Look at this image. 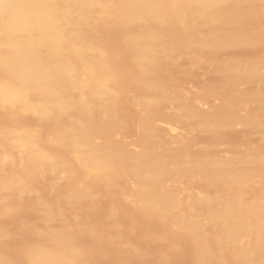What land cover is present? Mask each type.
<instances>
[{
  "label": "bare ground",
  "instance_id": "6f19581e",
  "mask_svg": "<svg viewBox=\"0 0 264 264\" xmlns=\"http://www.w3.org/2000/svg\"><path fill=\"white\" fill-rule=\"evenodd\" d=\"M262 49L264 0H0V264L13 261L2 242L23 234L37 239L22 254L12 245L23 264H85L91 245L78 233L144 257L145 245L119 236L123 204L185 237L196 264H264ZM204 66L218 89L212 76L197 96L177 89ZM201 96L218 100L206 108ZM168 104L181 131L157 121ZM49 185L66 189H47L52 200ZM108 188L124 200L109 202L119 210L101 232L87 212ZM27 209L34 222L3 225ZM152 233L140 243H163L166 233ZM173 238L166 247L182 251ZM157 252L153 262L165 264Z\"/></svg>",
  "mask_w": 264,
  "mask_h": 264
},
{
  "label": "rangeland",
  "instance_id": "374dc122",
  "mask_svg": "<svg viewBox=\"0 0 264 264\" xmlns=\"http://www.w3.org/2000/svg\"><path fill=\"white\" fill-rule=\"evenodd\" d=\"M263 50V49H262ZM262 50H260L261 51V53H263L264 54V50L262 51ZM247 52V51H246ZM248 53H249V55L250 54H252V52H250V51H248ZM216 54V53H215ZM247 54V53H246ZM217 55V54H216ZM213 56H215L214 55V53H213ZM221 56H226L225 54L224 55H221ZM180 61L182 60V58L180 57V59H179ZM179 60H177V62H180ZM184 60V59H183ZM183 60H182V62H183ZM184 63V62H183ZM206 68V69H205ZM201 70V71H200ZM205 70H206V72H205ZM210 70V68L209 69H207V67H201L200 69H199V71H198V69H197V72L200 74H198L197 76L196 75H190V76H186L188 79L186 80V77L183 75L182 77H183V81L181 82V84L183 85V86H181L182 88L180 89L179 87V85H180V83H179V81H181V79H179V77H178V81L175 83L174 82V84H176V86H177V89L178 90H184V89H187L188 90V92L186 91V90H184V91H186L187 92V94L189 93V95L191 96V92L193 93V94H195L196 95V92H198L199 90H200V88H202V86L204 87L206 84H209V83H212V81L211 82H209V83H206V81H209V80H207L206 78H207V76H208V78H209V76L211 77V78H213V77H216V76H214V74L213 73H211L212 71H210V73H208L207 71H209ZM206 73V74H205ZM194 74H197L196 72L194 73ZM195 78V80H194V78ZM181 77V78H182ZM196 77H198V78H196ZM205 78V79H204ZM201 79V80H200ZM216 79H217V77L216 78H213V82L214 83H217V82H220L221 80L218 78L217 80H220V81H217V82H215L216 81ZM211 80V79H210ZM186 81H187V83H186ZM199 81H201L200 83H198ZM178 83H179V85H178ZM204 83H205V85H204ZM214 83H212V85H210V87L212 88V86L213 85H216V86H213V87H216L217 89H218V87H219V85H218V83L217 84H214ZM195 84V85H194ZM220 84V83H219ZM202 85V86H201ZM218 85V86H217ZM176 86H174L173 88L175 89V90H177L176 89ZM179 86V87H178ZM201 86V87H200ZM245 86V85H244ZM216 88H214L213 90H216ZM243 89L244 88H246V86L245 87H242ZM197 89V90H196ZM194 91H195V93H194ZM192 94V96H195V95H193ZM197 96V95H196ZM195 96V97H196ZM201 97H203L202 99H201ZM200 98L198 97V98H196L197 100H202L201 102L203 103V104H205L204 102H206V104L204 105V106H206V108H208L209 107V105L210 106H212L211 104L214 102L215 103V101L217 102V98H216V100H215V97L213 98V97H211V98H205L204 99V96H201ZM209 101H208V100ZM210 99H214L213 101L212 100H210ZM200 102V103H201ZM208 102V103H207ZM201 103V104H202ZM213 103V104H214ZM170 104H168V106H169ZM208 105V106H207ZM166 106V105H165ZM165 106H163V108L161 109V110H166V113H162L159 117H157V121L158 120H161L162 122H165V121H169L173 126L175 125L176 127H177V124H178V129L180 128V131L182 130V129H184V126H183V124H181V123H179V122H175V120H174V122L176 123V124H174V122L172 121L173 119H171V117L169 118L168 117V115H170V113L172 114V115H174V108H173V105H170L169 107L167 106V107H165ZM201 106H203V105H201ZM203 106V107H204ZM205 108V107H204ZM171 109V110H170ZM164 110L163 111H161V112H164ZM165 114H167V115H165ZM163 116V117H162ZM159 118V119H158ZM162 118H165V119H162ZM167 118V119H166ZM164 120V121H163ZM161 121H159V124L160 125H166L167 123L165 122V123H162ZM169 124V123H168ZM181 125V126H180ZM182 127V128H181ZM236 130V131H235ZM233 132H232V134H231V136H232V138L234 139V141L236 140V139H238L239 138V136H240V138L243 136V134L245 133V131H246V129H243V128H237V129H235ZM238 130H239V132H238ZM243 130V131H242ZM184 131V130H183ZM241 131V132H240ZM248 132V131H247ZM239 133V136H237V135H234V134H238ZM229 133L227 134V135H230ZM204 135H202L201 136V134H200V136H199V138H198V142H199V144L200 143H202V145H203V143L206 141L207 142V139L205 138V136L203 137ZM231 136L229 137V136H227V137H229L230 138V140H226V139H224V141H222V142H224L225 144H221L222 146H219V147H222V149L220 148V150H224V151H226V148L225 147H227V143L226 142H228V141H233L232 140V138H231ZM235 137V138H234ZM132 138H134L133 136H128V137H126L125 139L126 140H128L129 142H132V144H134V142L133 141H137V139H136V137H135V139H132ZM201 138V139H200ZM177 140H179L178 138H177ZM176 140V141H177ZM202 140H204V142L202 141ZM128 141H126L127 142V144L129 143ZM202 141V142H201ZM220 141V142H221ZM226 141V142H225ZM138 142V141H137ZM136 142V143H137ZM205 142V143H206ZM204 143V145H206ZM129 146H134V145H131V143H129L128 144ZM136 145V144H135ZM224 145H226L225 147H224ZM223 152V151H222ZM221 152V153H222ZM227 152V151H226ZM225 152V153H226ZM225 153H223V154H225ZM195 181H190V183L192 184V186H196V182L194 183ZM62 185V184H61ZM64 185H65V183H64ZM63 185V186H64ZM63 186H61L60 187V185H59V187L57 186H47L46 188H45V192H46V190L47 189H49V190H52L53 189V191H54V193H58V192H60L59 194L61 195V193H62V190H64L65 191V189H66V187H65V189H63ZM66 186V185H65ZM55 189V190H54ZM59 189V190H58ZM62 189V190H61ZM112 189V190H111ZM105 190V191H104ZM104 190H101L100 191V198H101V204H100V207L98 208V211H96L95 213H92L91 212V214H89L90 212H87V214H88V216H87V221H88V224L89 225H91L93 228H96L97 230H99V231H101V232H104V231H106L107 229H106V227L108 228L109 226H107V223H108V219H107V217H109V212H117L119 209H115V211H114V209H112L111 210V207H109V205H110V203L112 202L111 200L112 199H114V197L116 198H119L120 200H124V198H123V195L122 194H118V193H114V192H116V190L115 189H113V188H108V189H104ZM42 192H43V190H41ZM53 191H47L46 193H47V195H49V192H52L50 195H53V197H54V195L55 194H53ZM57 191V192H56ZM106 191H108L107 193H106ZM111 191H113V192H111ZM46 193H44V194H46ZM63 194V193H62ZM116 194V195H115ZM49 195V197H51V199H52V196H50ZM57 195V194H56ZM104 197H103V196ZM107 195V196H106ZM115 195V196H114ZM44 196H46V195H44ZM111 199H110V198ZM113 197V198H112ZM54 199V198H53ZM52 199V200H53ZM105 199V200H104ZM110 200V201H109ZM106 202V203H104V202ZM110 202V203H109ZM108 206V207H107ZM103 208L105 209V210H103ZM110 208V209H109ZM119 208H121L120 209V215L117 213V215L118 216H120V218H119V222L118 223H121V222H123V221H121V220H125L126 221V223H121L123 226L125 225V226H128L127 228H128V230L127 231H129L130 230V228L132 227V233L130 234V236H129V234H128V236L129 237H127L126 235H127V231L125 230L126 229V227L124 226V228H123V226L121 225V224H119L120 225V227H122L121 229H123V230H121V232L119 231V236H121V238H125V239H128V241H134L135 243H133L134 245H136L138 248H140V246H141V248H143L144 247V245H145V249H146V251H145V249L143 248L142 250H143V254H145V256L144 257H141V256H143V255H141L140 256V258L139 257H137V256H132V257H129V259L127 260L126 259V257L127 256H125L126 254H122V252H120V251H118L117 250V245H118V241H113L114 243H112V245H111V243H110V241L109 242H102V243H99L98 245H96L97 244V239L95 238L96 236H93V235H87V234H80V233H78L79 235H77V237H80V238H82V239H80V240H83L84 242H86V244H90L89 246L91 247H89L88 245L86 246L85 245V247H89L90 249H91V252L89 253V251H88V249H86V251H88V256H87V259H85V261H87V262H85V264H143L144 262V264H155L156 263V258H158L156 255H157V251H158V249H159V254L163 251V249H164V251L165 252H163L164 254H166V252H167V254L165 255L166 257H167V261H165L166 263L165 264H196L194 261H193V258H194V254H195V249H194V247L193 246H189V247H185V246H187L188 244L185 242V237L183 238V236L182 237H178V238H173L172 236H171V231H170V233H168L166 230H168V229H166L165 230V228H164V230H162L163 229V226L161 225V224H158V222H157V224H158V226H157V224L156 223H152V221L149 219L148 220V218H146V217H144V216H142V215H140L139 214V210H138V208L135 206V205H126V204H123V206L122 205H120L119 206ZM29 210V211H28ZM110 210V211H109ZM32 210H30V209H27L26 210V212L25 213H23L21 216H19V217H14V219H8V221H7V219L5 220V221H3V225H5V227L6 228H8L10 231H12V230H14V228L16 229V226H17V224L19 223L18 222V220L20 221V219L22 218L23 220H27L28 219V221L30 220L31 222L33 221H35V219L37 218L36 217V214L33 212H31ZM103 211V212H102ZM95 216H94V215ZM97 214H98V216H97ZM100 214V215H99ZM103 214V215H102ZM108 214V215H107ZM34 215V216H33ZM107 215V216H106ZM123 216H125V217H123ZM138 216V217H137ZM92 217V218H91ZM123 217V218H122ZM135 217H136V220H135ZM31 218H32V220H31ZM35 218V219H34ZM94 218V219H93ZM132 218H134L132 221H134L133 223L131 222V220L130 219H132ZM139 218V221L140 222H138V219ZM89 219H90V222H89ZM106 219H107V223H106ZM11 220V221H10ZM128 220L130 221V223L131 224H129V222H128ZM16 221V222H15ZM92 221V222H91ZM151 221V223H152V225H150L151 227L153 226H155L154 228H153V230L150 228V226H149V222ZM7 222H10V223H7ZM110 223H112V222H110ZM110 223H108V224H110ZM150 223V224H151ZM133 224H134V226H135V224H136V227H134L133 226ZM137 224H138V226H137ZM154 224V225H153ZM94 225V226H93ZM142 225V226H141ZM12 226H14V227H12ZM96 226V227H95ZM112 226V224H110V227ZM139 226H140V228H139ZM156 227H158V228H160V229H157ZM136 228V229H135ZM162 228V229H161ZM106 229V230H105ZM110 228H108V230H109ZM134 229V230H133ZM139 229V230H138ZM141 229V230H140ZM148 229H149V231H148ZM158 231H160V232H158ZM162 230V231H161ZM123 231H125V232H127V233H125L126 235H124V233H123ZM141 231V232H140ZM107 232H109V231H107ZM129 232H131V231H129ZM148 232V233H147ZM152 232H157V233H155V234H158V233H163V234H165L164 236H165V240L167 239L168 240V243L169 244H167V242H166V244L164 243L165 242V240H163V243H164V245L165 246H163L162 245V247H164V248H162V251H161V244H163V243H158L157 241H152V242H154V243H152L150 240H148V241H145V240H147V239H149V237L153 234ZM145 233H146V235H145ZM144 235V236H142V238H141V235ZM148 234H150V235H148ZM167 234H169V235H167ZM24 236H25V234H23ZM23 235H20L19 237H16V238H14V240L13 241H11V240H9V241H5V243L6 244H4V242H2L1 244V248H2V250L4 251V249L3 248H5V251L4 252H6V253H8L9 254V259L11 258L13 261L12 262H10L9 264H14V262H15V264L17 263L16 261H20V262H18L17 264H19V263H21V264H23V257H21L22 259H18V258H20V256H22L21 254V252H23V248H24V245H26V243H28V242H33V241H35V240H37V239H34L33 241H32V239L35 237V235H31V234H29V237H28V235L27 236H25V237H27V239L25 238V239H23V240H25V241H23L22 240V238H23ZM85 235H87V236H85ZM138 235V236H137ZM90 236V237H89ZM131 236H132V239H131ZM147 236H149L147 239H146V237ZM169 236H170V240H169ZM31 237H32V239H31ZM127 237V238H126ZM173 238V240H174V242L175 243H178V244H176V245H179L178 247H179V249H178V251H180V249H182V251H180V252H176L175 251V249H177V248H175V247H173L172 248V246H170V248H167L166 246L168 245V247H169V245H171V244H173L172 243V238ZM20 238V239H19ZM94 238V239H93ZM133 238H134V240H133ZM137 238H139L138 240H137ZM180 238H182V240L183 241H181V239ZM17 239V240H16ZM30 239V240H29ZM140 239H145V240H143V241H141V243H140ZM21 240H22V242H21ZM77 240L78 241H80L79 240V238H77ZM116 240V239H115ZM136 240V241H135ZM166 240V241H167ZM92 241V242H91ZM95 241V242H94ZM146 243H145V242ZM178 241V242H177ZM187 241H189V239L187 240ZM8 242H10V243H8ZM11 242H12V244H11ZM15 242V243H14ZM82 242V241H81ZM80 242V243H81ZM89 242V243H88ZM94 242V243H93ZM115 242H117V244L115 243ZM147 242H148V244H147ZM151 242V243H150ZM160 242H162V241H160ZM183 242V244L184 245H182L181 243ZM19 243V244H18ZM104 243H106V244H104ZM108 243V244H107ZM139 243V244H138ZM143 243V244H142ZM188 243H190V242H188ZM17 244H18V247H17ZM85 244V243H84ZM83 244V245H84ZM94 244V245H93ZM150 244V245H149ZM11 245V246H10ZM12 245H13V247H12ZM14 245H16V246H14ZM94 247H93V246ZM95 245H96V247H95ZM109 245V246H108ZM110 245H111V248L113 247V252H112V249H110ZM116 245V246H115ZM139 245V246H138ZM182 245V246H181ZM192 245V244H191ZM159 246V247H158ZM17 249V251H18V249H19V247H21V249H22V251H21V249H19V251L18 252H20V253H13L12 251H13V249ZM116 247V248H115ZM182 247V248H181ZM140 248V249H141ZM155 248V249H154ZM167 248V249H166ZM184 248V249H183ZM193 248V249H192ZM150 249H151V251H150ZM172 249H173V252L174 253H177V254H179L178 256H177V254H176V257L175 256H172ZM187 249H189V251H187ZM6 250H8V251H6ZM11 250V251H10ZM16 251V252H17ZM12 254H14L13 256L15 257V258H13V256H10V254L11 253ZM112 252V253H111ZM155 252H157L156 254H155ZM169 252H170V254H169ZM193 252V254L191 255V253ZM149 253V254H148ZM154 253V254H153ZM173 253V255H175ZM188 253V254H187ZM16 254V255H15ZM153 254V255H152ZM158 254V255H159ZM160 255H162V254H160ZM172 257H171V256ZM183 255V256H182ZM19 256V257H18ZM124 256V257H123ZM156 256V257H155ZM185 256V257H184ZM17 257V258H16ZM146 257V258H145ZM128 258V257H127ZM133 258V259H132ZM155 258V259H154ZM169 258V259H168ZM183 258V259H182ZM185 258V259H184ZM91 259V260H90ZM114 259V260H113ZM141 259V260H140ZM155 260V263L153 262L154 260ZM125 260H127V261H130V262H128L127 263V261H125ZM187 260V261H186ZM11 261V260H10ZM142 261V262H141ZM144 261V262H143ZM169 261V262H168ZM126 262V263H125ZM168 262V263H167ZM185 262V263H184ZM164 264V263H163ZM207 264H216V263H214V262H212V261H209Z\"/></svg>",
  "mask_w": 264,
  "mask_h": 264
}]
</instances>
